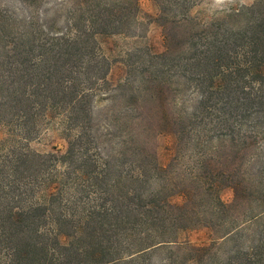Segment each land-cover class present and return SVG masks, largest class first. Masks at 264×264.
Segmentation results:
<instances>
[{
  "label": "trees",
  "instance_id": "16d2710c",
  "mask_svg": "<svg viewBox=\"0 0 264 264\" xmlns=\"http://www.w3.org/2000/svg\"><path fill=\"white\" fill-rule=\"evenodd\" d=\"M62 1L68 11L61 25L58 16L40 14L43 0H22L29 12L23 16L0 8V126L11 138V150L0 158V264H135L159 250L169 254L168 264L206 262L207 253L232 239L239 226L203 246L168 236L174 230L215 232L212 217L194 212L197 195L203 194V211L210 207L222 217L246 190L232 182L226 186L231 203L218 194L210 201L206 191L222 187L202 184L201 177L210 178L201 168L207 167L206 155L199 184L159 186L168 171L156 139L178 135L181 142L191 132L175 129L168 111L177 94L174 78L196 86L190 129L199 116L201 124L215 113L219 129L233 138V123L264 115V0L208 21L192 17L188 7L179 9L181 0H151L163 49L127 50L125 58L113 56L109 42L128 38L138 0ZM177 37L176 45L189 56L174 55ZM117 65L132 78L110 79ZM99 93L113 102L111 109L123 102L122 116L113 115L110 123L122 138L118 154H128L132 165L127 171L119 167V156L99 164L89 153ZM57 118L69 130L64 153L43 155L17 146ZM170 242L177 243L165 244ZM217 264H264V256L255 248L239 249Z\"/></svg>",
  "mask_w": 264,
  "mask_h": 264
},
{
  "label": "rangeland",
  "instance_id": "374dc122",
  "mask_svg": "<svg viewBox=\"0 0 264 264\" xmlns=\"http://www.w3.org/2000/svg\"><path fill=\"white\" fill-rule=\"evenodd\" d=\"M256 1L258 0H181V3L177 5L179 9H181L180 7H188L187 9L192 17L208 21L231 9L249 6ZM138 2L139 14L132 23L128 38L113 37L110 39V49H113V51L111 50L113 56L117 55L125 58L124 51L127 50L148 54L149 50L158 52L163 49L162 29L151 20L156 14L152 1L138 0ZM0 8L16 16L28 15L29 13L22 0H0ZM38 11L42 15L47 13L50 18L58 16L60 22L58 25H61L62 22L66 21L68 6L62 0H43V4L39 6ZM176 12L181 13L179 10ZM178 40L179 37L176 38L175 45L179 43ZM184 51L179 45H176L174 55H190V53L185 54ZM124 71L126 70L122 65L114 66L109 78L113 81L132 78ZM172 86L176 89L177 94L173 95L168 111L177 121L178 126L175 129L180 131L183 127L191 132L181 142L178 135H166L156 139L159 146V156L162 162L167 165L168 171L159 186L168 189L175 186L176 189H180L189 188L191 184L193 185L196 182L199 184L198 175L202 171L199 165L201 160L204 159L203 155H206L207 167L201 168L206 169L205 171L209 173L210 178L201 177L202 184L208 187L220 183L218 185L222 187L218 192L206 191V195L208 194V197H211L210 201H213L212 196L218 194L223 203H231L233 192L226 186L231 185L232 182L241 183L246 190V195L236 203L235 208L229 210V214L222 217L210 213V209H208L210 207L203 211V207L201 206V208V203H199L203 194L197 195L194 199L196 207L194 212L207 213V217H212L215 227H217L215 232L206 229H190L177 231L176 233V230L173 229L174 232L168 237L172 239L176 235V237H179L177 242L188 241L193 246H203L209 245L216 234L234 226H239L232 239L227 243H222L221 246H215L211 249V252L207 253L206 262H198L197 264H217L230 253H234L239 249L255 248L257 252L261 251L264 256V115L253 113L250 117L233 123L236 129L233 138L231 135H226V131L223 130L225 128L219 129L217 125L219 116L215 113L209 114L201 124L199 123L202 117L199 116L196 119V126L190 129L193 125L189 123L188 116L194 112V106L196 105V86L187 84L185 80L178 78L172 80ZM101 97L102 94L100 95V93L94 96L96 115L92 124L95 129H93L94 140L90 139V142L92 140V148L89 153L99 164L106 156L114 155L117 158L119 156V167H123L127 171L128 167H132V165L128 161V154L123 157L118 154L122 145V138L115 134L114 126L110 123L113 115L122 116L123 102L117 100L114 109H111L113 102ZM64 130L69 132L68 128L60 123V119L57 118L55 121H47L42 124L38 134L32 140H15H17V146L22 151L28 150L43 155L62 154L66 150L67 139V133ZM75 133L74 130L73 135ZM10 139L7 136L6 129L4 130L0 126V144H7L6 146H0V158L2 159L11 150L8 148ZM221 173L225 175H220ZM218 175L223 176V179L222 177L218 178ZM231 175L236 177H231ZM159 186L157 188H160ZM202 192L204 193V191ZM259 210H262V212L255 213ZM177 226L180 227V223ZM177 242L165 244L173 245ZM168 255L166 251H155L135 264H141L142 262L144 264H168Z\"/></svg>",
  "mask_w": 264,
  "mask_h": 264
}]
</instances>
